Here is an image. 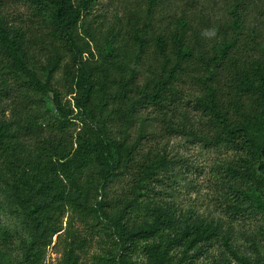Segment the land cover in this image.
<instances>
[{
    "label": "trees",
    "instance_id": "obj_1",
    "mask_svg": "<svg viewBox=\"0 0 264 264\" xmlns=\"http://www.w3.org/2000/svg\"><path fill=\"white\" fill-rule=\"evenodd\" d=\"M25 1L31 11L24 18L0 10V166L31 229L19 264H44L48 246L54 236L62 241L63 229L70 239L64 240L59 264H81V244L63 227L70 210L79 221L106 224L109 245L89 264H194L223 226L160 203L154 184L164 182L171 160L166 154L140 155L143 129L130 145L126 131L142 107L164 108L179 99V82L200 85L195 121L182 129L204 146L234 151L221 182L233 193L228 208L244 211L251 188L264 198V52L238 63L233 41H223L197 57L186 44L184 23L178 21L169 44L163 33L148 38L146 21L127 29L118 51L106 41L100 59L93 60L78 29L95 0ZM233 14L237 39L241 18ZM148 51L158 67L139 84L137 65ZM60 69L62 87L71 95L65 101L55 82ZM115 120L123 127L119 139L105 130ZM124 174L132 179L131 197L112 204L98 200Z\"/></svg>",
    "mask_w": 264,
    "mask_h": 264
},
{
    "label": "rangeland",
    "instance_id": "obj_2",
    "mask_svg": "<svg viewBox=\"0 0 264 264\" xmlns=\"http://www.w3.org/2000/svg\"><path fill=\"white\" fill-rule=\"evenodd\" d=\"M29 2L25 0H0V10L13 17L29 15ZM241 18L238 37L233 29L234 14ZM148 22V38L153 35H167L175 30L178 21L185 24L184 38L198 57L209 55L214 45L233 41V48L239 51L238 63L264 52V0H95L83 11L78 32L89 42L94 54L93 60L100 59L105 42H111L116 49L127 38V29ZM136 24V25H135ZM118 34V35H117ZM114 36V37H112ZM118 51V50H116ZM172 59L173 55L169 53ZM86 54H83L85 61ZM87 65L91 61L86 62ZM158 62L146 52L137 65L136 82L142 84L156 70ZM55 82L62 87L63 73L60 69ZM186 80L179 82L182 95L164 108L142 107L127 128V143L139 139L140 128L144 137L140 139V155L166 154L171 160L168 171L163 173V183L155 182L156 199L160 203H172L183 213L199 215L220 221L223 233L212 246L207 247L194 264H264V198L251 188L252 200H246V209L233 214L226 205L233 193L222 185L227 162L234 157V151L204 146L196 137L182 129L195 121L197 110L193 107L194 96L203 88ZM202 89V90H201ZM63 101L71 95L61 88ZM47 104L54 109L52 96L48 94ZM176 109H175V108ZM174 108V109H173ZM111 108H108L106 115ZM7 114V113H6ZM73 127L79 126L80 119L74 120ZM121 121L115 120L105 130L114 138H121ZM162 175V174H161ZM109 183V182H108ZM130 175H120L107 184L98 200L121 202L131 197ZM262 190L264 186L260 187ZM255 199H260L257 203ZM70 218L71 226L67 223ZM74 219L71 210L63 217V227L74 231L75 239L81 244L76 250L81 264H89L93 254L106 249L108 244L105 223L94 225ZM96 221H99L96 219ZM104 226V227H103ZM61 240L53 237L48 246L44 264H59L63 256L65 239L70 234L62 230ZM29 222L15 201L11 189L4 182V170L0 166V264H19L22 252L31 241ZM226 237V240L223 238ZM193 253V251H192Z\"/></svg>",
    "mask_w": 264,
    "mask_h": 264
}]
</instances>
